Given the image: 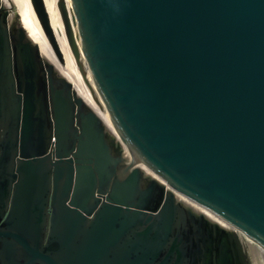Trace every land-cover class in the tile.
Wrapping results in <instances>:
<instances>
[{"label": "water", "instance_id": "1", "mask_svg": "<svg viewBox=\"0 0 264 264\" xmlns=\"http://www.w3.org/2000/svg\"><path fill=\"white\" fill-rule=\"evenodd\" d=\"M14 2L0 264H264V0Z\"/></svg>", "mask_w": 264, "mask_h": 264}, {"label": "bare ground", "instance_id": "2", "mask_svg": "<svg viewBox=\"0 0 264 264\" xmlns=\"http://www.w3.org/2000/svg\"><path fill=\"white\" fill-rule=\"evenodd\" d=\"M7 6L13 7L19 14V19L21 24L26 28V29H34L37 33L38 40L44 42L47 44L51 49H54L52 43L50 42L47 34L45 33L44 29L33 19L31 18L27 13H25L15 2L14 0H3ZM59 47L61 48V51L63 53V58L65 61H67L69 64L73 65L74 67L80 69L77 59L75 58V55L71 53L69 50H67L65 47H63L59 43ZM56 52V51H55ZM81 70V69H80ZM88 76L90 77L89 73L87 72ZM181 197L188 203L192 204L195 206L197 209L205 211L211 218L218 220L221 222L220 217L216 215L215 213L211 212L209 209L203 207L202 205L196 203L193 201L191 198L181 195ZM224 224H227L223 220ZM258 263V262H257Z\"/></svg>", "mask_w": 264, "mask_h": 264}, {"label": "flooded vegetation", "instance_id": "3", "mask_svg": "<svg viewBox=\"0 0 264 264\" xmlns=\"http://www.w3.org/2000/svg\"><path fill=\"white\" fill-rule=\"evenodd\" d=\"M248 243V242H247ZM247 248H248V252H249V256H250V259H251V262L253 263V264H255L254 263V259H253V256L254 255H256L255 253H254V251H253V247H252V244H250V243H248L247 244Z\"/></svg>", "mask_w": 264, "mask_h": 264}, {"label": "rangeland", "instance_id": "4", "mask_svg": "<svg viewBox=\"0 0 264 264\" xmlns=\"http://www.w3.org/2000/svg\"><path fill=\"white\" fill-rule=\"evenodd\" d=\"M250 244H252V247H253L252 249H253L254 253L256 254V255L253 256L254 263H255V264H259V260H258V257H257V253H256V250H255L254 243H250ZM257 262H258V263H257Z\"/></svg>", "mask_w": 264, "mask_h": 264}]
</instances>
